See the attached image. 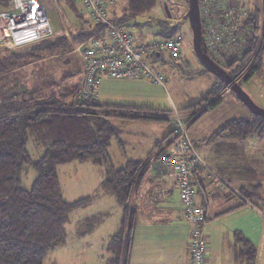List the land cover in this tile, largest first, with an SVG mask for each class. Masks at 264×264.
Wrapping results in <instances>:
<instances>
[{
	"label": "trees",
	"instance_id": "trees-1",
	"mask_svg": "<svg viewBox=\"0 0 264 264\" xmlns=\"http://www.w3.org/2000/svg\"><path fill=\"white\" fill-rule=\"evenodd\" d=\"M63 1L78 18H83L70 28L69 35L21 51L0 49V264H43L47 252L65 241L68 214L89 202L88 197L68 201L63 196L57 166L71 161H92L105 166L102 188L113 194L122 206L120 226L106 247L110 257L105 264H127L131 235L137 223V213L132 205L134 189L148 171L151 160L162 155L172 141L164 143L165 137L158 139L155 153L150 152L140 160H126L124 166L116 168L108 147L113 138L122 146L119 140L121 130L111 123V118L168 119L143 115L134 111L137 107L125 105H110L118 113L105 112L97 102L78 101L75 98L77 86L72 88V98L68 102L55 94H32L29 89L18 92L4 84L5 77H2L8 71L43 61L49 56L71 52L97 32V26L87 14L79 11L73 0ZM155 4L156 0H127L119 14L115 6L110 8V12L118 23L124 25L138 15L149 12ZM5 6V0H0V9ZM257 11V7L252 11L255 28ZM155 24L162 28L158 36H172L180 28V23L172 27L161 19ZM249 36L248 47L239 54L233 53L227 57L224 65H220L232 78L239 76L237 83L240 85L260 74L264 68V31L261 37L257 30ZM202 43L201 40V47L207 53ZM204 67L195 73L212 72L218 79L202 99L207 102L215 98L207 107L210 109L221 102V93L226 84L214 71ZM193 115L188 117L189 125L194 122ZM223 134L239 141L254 135L263 136L264 117L250 112L247 118L229 119L218 127L210 140ZM30 138L46 146L45 152L37 159L32 158L27 149ZM28 166L36 172V177L30 188L25 189L20 183ZM263 192V185L250 184L240 188L237 193L253 203ZM86 223L89 226L87 233H90L100 222L94 217L86 220ZM240 241L246 255L250 256L248 259L253 261L254 246L243 238Z\"/></svg>",
	"mask_w": 264,
	"mask_h": 264
},
{
	"label": "rangeland",
	"instance_id": "rangeland-1",
	"mask_svg": "<svg viewBox=\"0 0 264 264\" xmlns=\"http://www.w3.org/2000/svg\"><path fill=\"white\" fill-rule=\"evenodd\" d=\"M126 3L127 0H115L111 7L115 6L119 14ZM53 6V9H48L49 18L55 25L63 28L65 35H69L70 28L74 27L76 23L83 21V18H78L72 9L65 6L63 0H57L58 7L55 3H53ZM189 9L190 0L189 2L187 0H156L155 6L149 12L140 14L124 24L136 39L141 40L158 36V33L162 30L160 26L155 24L158 19L167 21L172 27L180 23L178 33L183 37L181 61L169 58L165 65L156 64V67L160 68L166 76V89L148 81L150 85L155 86L153 88L156 94L160 93L161 95H157L153 101H146L149 104H155L156 110L147 111L145 115H156L163 118L169 114V110L173 112L168 98L165 97L169 93L172 94L174 99L179 98L181 102L185 101L183 104L178 101L181 104L177 107L180 111L177 110L183 116H188L185 114L186 109H188V107L185 108L187 104H194L196 101L201 102V107H205L208 104L200 101V99L210 87V84H212L213 79L193 74L195 70L205 67L197 58L193 48V29ZM109 14L111 16V12ZM147 21H150V24H145ZM215 62L217 63V61ZM79 64H81L79 53L74 50L58 53L49 56L43 61L30 63L19 67L17 70L8 71L2 76L5 77V80L1 78L4 80V84L14 87L18 92L29 89L32 94L47 96L55 94L59 99H64L68 102L72 98V88L82 81V78L80 80L78 75H76ZM217 64L223 65L222 63ZM211 75V77L215 76L214 73ZM237 78L239 76L234 79L237 81ZM1 83L2 81H0ZM241 86L252 101L258 107L264 109V68L260 74L254 75L249 81L243 82ZM119 87V80L104 78L101 81L97 101V103L103 105L101 110L118 113L117 110L104 105L119 101V99H116L117 97L109 95ZM228 89L230 88L228 87ZM229 96H232L231 92L224 95L223 99L226 100ZM239 105H241V108L238 116H243L247 112L250 113L246 106L241 103ZM194 106L196 105L194 104ZM228 107L225 104L224 107L220 106L217 110H213L214 112L211 110L204 114L193 128L198 127L200 131L205 132L210 124H216V120L227 115ZM111 123L121 130L119 140L122 146L116 138H113L108 147L109 156L116 168L124 166L128 159L145 158L147 153L151 151L155 153L156 149L152 143L157 138L161 139L171 129L169 120L112 117ZM27 149L30 156L37 159L45 152L46 146L30 138L27 142ZM57 174L66 200L74 201L88 197L89 202L68 214V222L65 225L66 239L47 252L43 264H105L110 257L106 247L110 237L117 232L122 215V206L118 203L115 196L102 188V182L106 176L105 166L94 164L92 161H71L59 164L57 166ZM218 175L222 177L220 174ZM35 177L36 172L31 167H26L20 186L29 189ZM150 177L154 180H159L156 177ZM213 183L217 184L216 182ZM156 192L155 190L153 193L154 200H162L165 195L159 191L162 198H158L159 194H156ZM253 203L261 208V205H259L261 203L258 199H255ZM94 217L100 223L89 234L87 233L89 226H87L86 220ZM147 244L149 247L152 244L149 237L147 238Z\"/></svg>",
	"mask_w": 264,
	"mask_h": 264
},
{
	"label": "built area",
	"instance_id": "built-area-1",
	"mask_svg": "<svg viewBox=\"0 0 264 264\" xmlns=\"http://www.w3.org/2000/svg\"><path fill=\"white\" fill-rule=\"evenodd\" d=\"M114 1L73 0L79 11L87 14L98 28L74 49L79 53L82 67V81L75 92V98L80 102H97L99 85L107 77L143 79L166 87V76L156 64L165 65L169 58L181 61V34L138 40L110 16ZM5 3L6 6L0 9V49L21 51L65 36L63 28H56L48 15V9L54 8L53 3L57 6V0H5ZM197 4L201 40L206 54L217 63L224 65L227 57L245 50L251 39L249 35L255 30L259 37L264 31L263 0H197ZM255 7L258 10L257 28L252 24ZM169 121L172 142L150 164V175L176 181L184 220L190 226V264H208L205 210L197 203V190L192 179L197 172L205 171L209 182L230 190L234 188L198 153L189 136L188 116L174 108ZM158 194V198H162Z\"/></svg>",
	"mask_w": 264,
	"mask_h": 264
},
{
	"label": "crops",
	"instance_id": "crops-1",
	"mask_svg": "<svg viewBox=\"0 0 264 264\" xmlns=\"http://www.w3.org/2000/svg\"><path fill=\"white\" fill-rule=\"evenodd\" d=\"M195 71L193 74H196ZM76 73L81 80V64H79ZM211 74V72L199 73L201 76L213 79L200 101L213 84L218 82L217 77H211ZM116 80H119L120 87L109 95L117 97L116 99L119 101L107 103L104 106L108 108L110 105L133 106L138 108L134 111L143 115L147 111L156 110L155 104L146 102L153 101L157 95H161L160 93L156 94L153 88L155 86L143 79ZM163 88L166 89V87ZM228 92H231L228 88L222 90L221 102L214 108L208 109L207 106L215 98L208 99V104L205 107H201V102L197 101L194 102V104L197 103L196 106H192L194 105L192 103L185 106V108L188 107L185 114L188 116L194 114V122L189 125V136L198 153L218 174L228 179L234 188V190H230L209 182L205 171L197 172L192 179L197 190V203L202 205L205 210V234L209 246L208 264H264V192L258 198L261 208L237 193L240 188L250 184L264 186V135H254L244 141H239L229 139L223 134V136L220 135L210 140L211 135L225 121L250 116L248 112L243 116H238L241 108L239 103L241 102L233 95L224 100L223 96ZM165 97L168 98L172 109H178L179 104L185 103V101L181 102L179 98L174 99L170 93ZM225 104L229 106L227 115L216 120V124H210L205 132L200 131L198 127L193 128L204 114L211 110H217L220 106L224 107ZM178 110L180 111V109ZM170 113L172 112L169 110V114L163 118L169 120ZM200 113L201 115L198 117ZM147 116L162 118V116L156 115ZM170 132L171 129L162 136V138L165 137L164 143L171 140ZM158 139L160 138L155 139L152 143L155 149ZM158 158H153L150 164ZM150 176L148 170L134 189L132 202L137 213V223L131 235L127 264H190V226L184 220L177 183L171 178L154 180ZM155 190L156 194L160 191L165 195L162 200H154ZM97 227L98 225L94 230ZM148 237L152 242L150 247L147 244ZM241 238L248 240L254 246L253 261L248 259L250 256L246 255L242 246L243 242L240 241Z\"/></svg>",
	"mask_w": 264,
	"mask_h": 264
},
{
	"label": "water",
	"instance_id": "water-1",
	"mask_svg": "<svg viewBox=\"0 0 264 264\" xmlns=\"http://www.w3.org/2000/svg\"><path fill=\"white\" fill-rule=\"evenodd\" d=\"M189 10L193 29V48L197 58L204 66L214 71L225 82L226 86L230 88V90L241 100L242 104L246 106L250 112L264 117V109L258 107L243 90L242 86L238 84L237 81L232 78L223 67L218 65L203 51L201 47V25L197 0H190Z\"/></svg>",
	"mask_w": 264,
	"mask_h": 264
}]
</instances>
